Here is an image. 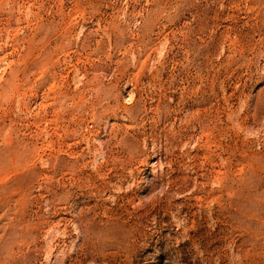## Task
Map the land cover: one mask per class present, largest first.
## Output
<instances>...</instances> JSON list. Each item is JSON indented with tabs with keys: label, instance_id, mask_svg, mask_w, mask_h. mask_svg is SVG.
Instances as JSON below:
<instances>
[{
	"label": "rangeland",
	"instance_id": "374dc122",
	"mask_svg": "<svg viewBox=\"0 0 264 264\" xmlns=\"http://www.w3.org/2000/svg\"><path fill=\"white\" fill-rule=\"evenodd\" d=\"M0 264H264V0H0Z\"/></svg>",
	"mask_w": 264,
	"mask_h": 264
}]
</instances>
